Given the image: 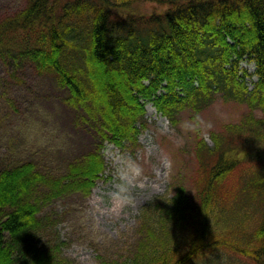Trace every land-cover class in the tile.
I'll list each match as a JSON object with an SVG mask.
<instances>
[{
    "label": "trees",
    "instance_id": "trees-1",
    "mask_svg": "<svg viewBox=\"0 0 264 264\" xmlns=\"http://www.w3.org/2000/svg\"><path fill=\"white\" fill-rule=\"evenodd\" d=\"M147 1L165 8L143 11ZM0 58L13 77L26 63L52 75L66 104L116 145L137 141L147 102L172 124L217 93L247 105L212 144L198 132L195 191L175 181L172 195L142 205L133 252L104 264H264V0H25L0 17ZM105 169L102 143L62 176L0 162V264H71L44 241L39 212L89 195Z\"/></svg>",
    "mask_w": 264,
    "mask_h": 264
},
{
    "label": "rangeland",
    "instance_id": "rangeland-1",
    "mask_svg": "<svg viewBox=\"0 0 264 264\" xmlns=\"http://www.w3.org/2000/svg\"><path fill=\"white\" fill-rule=\"evenodd\" d=\"M24 4L25 0H0V17ZM140 6L146 12L165 8L156 1ZM242 66L255 69L247 60ZM9 71L0 58L2 165L32 161L40 171L62 176L72 160L102 143L106 169L91 193L59 196L42 204L39 212L46 223L44 241L60 244L71 264H104L129 256L139 238L142 205L158 195H172L175 181L182 180L191 194L195 191L198 132L212 144V131L238 123L248 111L247 105L217 93L198 114L187 108L172 124L147 102L137 141L116 145L102 142L66 104L67 91L52 75L38 73L31 63L18 77ZM256 114L261 116V110Z\"/></svg>",
    "mask_w": 264,
    "mask_h": 264
}]
</instances>
